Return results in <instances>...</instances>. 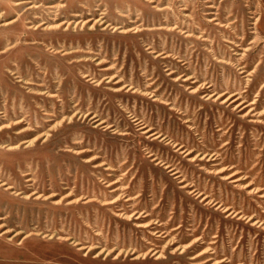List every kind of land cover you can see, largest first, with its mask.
<instances>
[{
  "label": "rangeland",
  "instance_id": "obj_1",
  "mask_svg": "<svg viewBox=\"0 0 264 264\" xmlns=\"http://www.w3.org/2000/svg\"><path fill=\"white\" fill-rule=\"evenodd\" d=\"M0 179V264H264V0H0Z\"/></svg>",
  "mask_w": 264,
  "mask_h": 264
},
{
  "label": "bare ground",
  "instance_id": "obj_2",
  "mask_svg": "<svg viewBox=\"0 0 264 264\" xmlns=\"http://www.w3.org/2000/svg\"><path fill=\"white\" fill-rule=\"evenodd\" d=\"M11 147H13V146H10L9 148H11ZM3 185H6V187H5L6 189L10 187L5 181H3V180L0 179V186H3Z\"/></svg>",
  "mask_w": 264,
  "mask_h": 264
}]
</instances>
